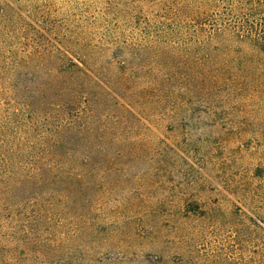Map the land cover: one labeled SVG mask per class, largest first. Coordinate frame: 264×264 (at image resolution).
<instances>
[{
  "label": "rangeland",
  "instance_id": "374dc122",
  "mask_svg": "<svg viewBox=\"0 0 264 264\" xmlns=\"http://www.w3.org/2000/svg\"><path fill=\"white\" fill-rule=\"evenodd\" d=\"M0 46L3 109L65 47L97 75L126 61L117 89L138 116L81 198L30 165L0 180V264H264V0H0Z\"/></svg>",
  "mask_w": 264,
  "mask_h": 264
},
{
  "label": "trees",
  "instance_id": "16d2710c",
  "mask_svg": "<svg viewBox=\"0 0 264 264\" xmlns=\"http://www.w3.org/2000/svg\"><path fill=\"white\" fill-rule=\"evenodd\" d=\"M50 52L58 64L55 74L40 77L36 90L28 91L21 102L13 100L7 109H3L6 99L1 97L6 80L0 75V180L12 177V185L17 187L24 180L19 172L30 165L37 182L62 184L60 198H81L88 189L97 190L100 186L90 176L89 171L95 173L96 169L91 158L113 151L116 125L138 116L135 103L117 89L124 86L119 77L124 79L120 72L126 68V61H117V70L110 75H97L85 66L87 61L65 47ZM119 53L120 50L112 53L114 60ZM160 53L159 57L166 54ZM6 54L7 49L0 46V70L9 65ZM22 61H13V68ZM26 77L17 73L12 77L14 95H20ZM106 77L107 81L103 79ZM36 79L31 77L32 81ZM188 84L197 89L216 88L212 80L194 75Z\"/></svg>",
  "mask_w": 264,
  "mask_h": 264
}]
</instances>
